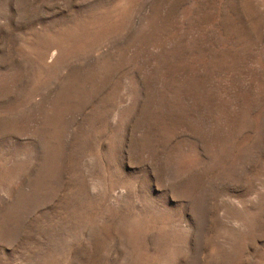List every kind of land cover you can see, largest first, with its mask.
<instances>
[{"label":"rangeland","instance_id":"rangeland-1","mask_svg":"<svg viewBox=\"0 0 264 264\" xmlns=\"http://www.w3.org/2000/svg\"><path fill=\"white\" fill-rule=\"evenodd\" d=\"M0 264H264V0H0Z\"/></svg>","mask_w":264,"mask_h":264}]
</instances>
